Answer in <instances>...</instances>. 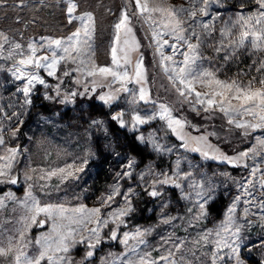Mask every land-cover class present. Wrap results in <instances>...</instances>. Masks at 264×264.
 Returning a JSON list of instances; mask_svg holds the SVG:
<instances>
[{
  "label": "rangeland",
  "instance_id": "374dc122",
  "mask_svg": "<svg viewBox=\"0 0 264 264\" xmlns=\"http://www.w3.org/2000/svg\"><path fill=\"white\" fill-rule=\"evenodd\" d=\"M131 1L128 0V6L132 4L133 11H137L149 35L147 41H151L150 48L156 69L149 66L146 55L142 52L143 42L131 17L135 13L133 11L131 16L128 15L132 34L127 38L134 37L139 47L130 52L131 64L127 67L134 75L136 62L142 59L146 77L143 87L149 93L148 102L138 99L141 85L129 82L126 85L129 91H121V84L114 83L111 77L87 76L74 70L79 61L73 63L69 60L61 62L55 77L48 76L44 69L39 70L48 87L37 84L29 96L31 104H27L23 92L19 90L25 81L16 80L11 71L20 57L14 55L12 59L0 58V132L5 141L4 145H0V156L7 155L9 148L18 150L10 170V175L16 178L17 183H9L8 177H0V187H6L0 193V201L4 203V207L0 209V246L7 248L8 237L13 238L12 250L6 256H0V264H15V257L20 250L28 256L38 253L39 248L35 241L42 236L52 235L55 238L52 232L53 221L47 220L41 214L36 223L29 222L25 238L20 240L19 230L22 224L19 221L26 214L21 202L27 199L29 191L42 206H62L68 210L66 216L83 219L84 223L79 224L69 223L66 219L55 221L68 226L74 232L77 243L68 253L60 254L68 257L71 264H112L113 261L116 264H125L130 257L139 259L130 252L133 246L140 254L148 253L149 261L154 259L159 264H164L160 257L167 255L169 250L175 253L173 259L180 261L183 257L185 264H213V260L215 264H237L231 249L217 250L215 230L226 220L229 207L239 195L240 203L234 215L236 224L232 227L234 230L236 225H241L239 239L236 240L240 264H264V208H261L264 189H260L257 182L256 187L249 185L252 195L245 196L240 187L248 179H252L250 171L253 166H258L264 172V150H260L258 144L259 140L264 139V129L248 130V134H245L244 129H237L229 124V117L218 108L204 111V106L195 103L194 93L187 99L180 96L177 91L179 85H174L169 80V74L161 66L152 35L154 30L160 29L161 21L166 19V15L159 12H146L141 15L136 7V0ZM73 2L77 4L74 16L87 12L94 18V55L91 56L89 66L94 61L98 67H111V48L116 35L114 26L121 19L122 13L127 12L124 1ZM147 2L150 8L159 6L186 10L179 15L186 21L184 28L190 31L195 26L200 35L202 43L199 51L203 58L197 63L201 68L212 72L220 81L236 80L241 85H246L255 80V87H260L258 81L264 79V69L261 68L264 51L245 46L235 54H230L228 37L221 36L226 25L233 24L238 16H253L260 11L255 0H218L210 5L207 16L197 11L195 19L189 17L188 12L202 6L199 0ZM198 22H206L211 27L205 31L199 27ZM79 27V20L69 23L66 0H3L0 6V32L9 38V43L4 45V56L8 55L15 43H19L22 46L21 51L27 53L30 43L44 45L46 40L42 38H64ZM232 31L235 32L236 29ZM120 36L118 55H122L119 48L123 46L126 38L123 31ZM163 39L169 40V44L174 42L170 36ZM192 42L196 43L195 37ZM222 42L226 50L217 52L216 49L221 47ZM177 49L183 52L186 46L179 43ZM163 51L165 55L173 54L167 45ZM179 52L174 56L176 62L183 60ZM37 55L50 56V53L41 50ZM66 70L70 75H63ZM195 91L204 94L210 93L212 89L197 83ZM74 92L75 96L72 95ZM133 93L137 95L135 103L132 102ZM106 95H112L115 99L106 103L100 99ZM37 98L57 109L54 113L43 111L41 107H37ZM91 100L95 103L92 106L87 104ZM160 104L170 108L173 117L185 122L183 135L188 142L187 149L183 146L185 141L173 133L167 122L159 119V116L133 127L134 114L150 116L159 111ZM60 109H71L70 115L65 111L60 113ZM120 113H123V127L118 120L113 119ZM109 120H113L126 131L136 133L139 144L149 149L153 159L143 165L127 149L121 150L119 136L111 129ZM190 121L195 126H191ZM200 137H205L206 140L198 144ZM197 147L207 151L209 157L205 158L201 151H192ZM253 150H256L254 157L251 156ZM244 151L250 152V158L245 161L248 167L233 166L220 159L211 158L221 153L235 157ZM3 163L4 161H0V164ZM129 164L132 165L131 168L128 167ZM80 168L83 170L77 171ZM59 169H65V172L61 173ZM103 170H108L109 178L97 191L93 184L97 180L95 174ZM53 171L57 174L49 177L48 173ZM68 172L73 174L68 176ZM259 176L258 172L257 178ZM165 177L169 178V183L158 182ZM177 183L180 187L175 186ZM117 188L119 194L108 201L107 197ZM153 190L158 192L155 197L150 195ZM197 193L203 195L198 196ZM9 196L15 199H7ZM219 198L224 199V204L218 214H213L210 205ZM146 202H149L146 216L142 221L136 222L134 214L138 213L141 203ZM200 203L204 204L203 215L199 208ZM127 207L131 211L120 220L112 222L113 213ZM78 208L85 209L86 213L100 209L99 218L101 221H109L107 226L103 223L98 225L95 217L89 221L86 213L83 216L74 213L73 209ZM245 208L249 209L247 217ZM43 218L44 228L39 225V220ZM166 219L169 220L168 223H164ZM92 228L99 229L101 239L92 249L93 256L87 258L89 249L86 238L92 237ZM113 231L117 233L116 239L111 238ZM137 232L144 235L132 239ZM207 233L212 235L206 243L202 237ZM125 234L129 236L127 245L122 243ZM80 240L85 242L80 243ZM29 241L25 247V243ZM196 241L199 243H195ZM177 243L183 244L179 252L173 247ZM42 264H47V261Z\"/></svg>",
  "mask_w": 264,
  "mask_h": 264
},
{
  "label": "snow or ice",
  "instance_id": "6c2138e0",
  "mask_svg": "<svg viewBox=\"0 0 264 264\" xmlns=\"http://www.w3.org/2000/svg\"><path fill=\"white\" fill-rule=\"evenodd\" d=\"M218 0H199L201 7L198 10H192L188 12L189 17L195 19L197 16V11L204 16L208 15V9L212 3H216ZM259 6L260 11L253 16H244L240 15L235 20L233 24L226 25V27L221 31V36L228 37V44L231 48L230 54H235V52L244 48L245 46L251 47L256 51H264V0H255ZM67 3V14L69 18V23L73 20L80 21V27L77 28L74 32L64 38L52 39V38H42L46 40V44L38 46L35 43H30L28 45V51L25 53L21 51L22 46L19 43H15L11 50H9L8 55L4 56V45L9 43V38L3 32H0V58L3 59H12L14 55H18L20 58L16 60L13 68L11 69L13 76L16 80H23L25 83L22 88L19 90L23 92L25 97V103L31 104L29 99L30 93L35 88L37 84L43 85L45 88L48 87L45 79L41 77L39 70L44 69L48 76L55 77L58 66L62 61H72L76 63L79 61L78 66L75 71L85 73L87 76H97L100 75L104 78L111 77L113 82H119L121 84V91H129L126 87L127 83L135 82L136 84L141 85L139 88V100L145 102L149 101V93L146 88L143 87V84L146 82L145 70L143 68V61L138 60L135 65V74H131L128 71V65L131 64L130 52L138 49L139 45L135 41L134 37L128 39L132 34V29L130 27V18L127 12L122 13L121 19L118 23L115 24V40L111 48V58L112 66L108 67H98L94 61H91L89 66V61L91 56L94 55L93 49V33L95 31L94 18L91 13H84L80 16H74L73 13L76 12L77 4L73 0H66ZM3 0H0V6H2ZM136 7L139 9L141 15L144 13L159 12L162 15H166V19L161 21V27L158 30H154L153 40L156 43V51L160 56L161 66L163 67L166 74H169L168 78L174 85H179L177 91L179 95L185 97L186 99L194 93L195 103L201 106H204V111H209L213 107L218 108L219 111L223 112L226 116L229 117L228 123L233 124L237 129H244L245 134H248V130L255 131L257 129H264V79H260L258 83L260 87H255L256 81H249L246 85H241L238 81L233 80L231 82L220 81L216 79L214 74L207 69L201 68L197 61L202 59L201 53L199 51L200 44L202 43L200 35L196 31V27L192 26L191 30L183 27V24L186 21L180 18V13L185 12L186 10L181 8L179 10L175 9H165L159 6L150 8L147 0H144L142 3L141 0H136ZM151 17L149 16L148 19ZM199 27L205 31L210 29V25L206 22H198ZM236 29L235 32L232 30ZM121 31L125 34V39L123 40V46L119 48V52L122 55H118L117 45L120 44ZM165 36H170L173 43L169 44V40L163 39ZM195 37L196 43L192 42V38ZM182 43L186 46V50L179 52L177 49V44ZM165 45L169 46L172 49V55H165L163 49ZM41 50L48 51L49 55H37ZM226 50L224 48L223 42L220 48H217L216 51ZM179 52V55L183 57L182 61H174V56ZM58 53H60L58 55ZM171 62V63H166ZM261 68L264 69V63L261 64ZM122 69V70H121ZM64 76L70 75L69 71H64ZM200 83L208 88H211L210 93H204L195 91V85ZM214 86V87H213ZM57 94H59L57 86ZM73 96L76 93H72ZM219 97V99H217ZM101 100L106 103L115 99L112 95L101 96ZM137 101V95L133 93L132 102ZM233 101H236L234 104ZM159 111L147 117H142L139 114H134L132 116L133 127L139 124L147 123L149 120L159 116V119L165 120L167 126L173 133H175L181 140L185 141L184 147L188 148V142L186 137L183 135V129L185 127V122L181 121L178 118L173 117L172 111L164 104H160ZM123 113H120L118 116L113 117L120 122L121 126H124ZM236 117H248L250 119H235ZM14 135V133H13ZM205 137H200L197 140L199 144L202 141H205ZM5 141L3 138L2 132H0V145H4ZM260 150H264V139L258 141ZM170 151V149H168ZM192 151H201V154L205 157H209L207 151H202L199 147L193 148ZM17 149H8V154L0 156V161H4L3 164H0V177H8V182L15 184L17 180L15 177L10 175V170L12 168L13 161L17 155ZM256 155V150H253L251 156ZM212 159H220L224 162H227L233 166H244L248 167L245 161L250 158V152L244 151L236 155L235 157H229L224 154L219 156H212ZM71 167V166H69ZM129 168L132 167L131 164L128 165ZM83 169H77V171H82ZM59 172H65V169H59ZM260 173V176L257 178V173ZM55 171L48 173V176L56 175ZM73 173L68 172L67 175L71 176ZM125 175H130V173H125ZM250 176L252 179H248L244 184H241L240 187L243 190L245 196H251L252 192L249 190V185L256 187L258 182L259 188L264 189V172H261V169L258 166H253L250 171ZM43 179V177H41ZM64 177H62L63 179ZM161 184L169 183V178L165 177L158 181ZM174 182V181H173ZM176 187H180L177 183ZM119 194L118 188L114 190L113 194H110L107 197L108 201L114 199V195ZM150 195L155 197L158 195V192L153 190L150 192ZM198 196H202L203 193H197ZM9 200L15 199L14 197H7ZM251 201H245V203H250ZM240 203V196L238 195L235 198V201L228 209V214L226 220L215 230V246L217 250H222L223 248L231 249V252L236 258L237 264H240L239 261V248L236 245V240L239 239L241 225H236L233 230V225L236 224L234 215L237 209V205ZM4 207L3 201H0V209ZM21 207L25 210V215L21 217L20 223L22 224L21 229L19 230L20 240H24V234L30 226L29 222L34 224L37 222V217L41 214L45 216L47 220H52V232L55 234V238L52 235L42 236L40 239L35 241V244L38 246V253L28 256L22 250L18 251V254L15 257V264H42L43 261H47V264H71V260L65 255H60L61 253H68L70 248L74 246L77 241L74 238V232L71 228L63 224H57L56 220H68L69 223H84L83 219H76L75 217L66 216L65 213L68 211L64 207H53L51 205L42 206L40 202L32 196L31 191L28 193L27 199L21 202ZM199 208L201 209V215H203L204 204L200 203ZM261 208H264V201L261 202ZM131 211L130 207L121 209L119 212L113 213V221L120 220L121 217L126 215ZM74 213H80L82 216L86 213V210L83 208L73 209ZM249 209L245 208L244 213L247 217ZM89 221L92 217H95V222L99 225L103 223L107 226V220H100V209H93L91 212L86 213ZM169 220H164V223H168ZM45 220L39 221L41 227L44 226ZM91 233L92 237L87 239V247L89 251L86 253L87 258L93 256V251L97 244L100 243V235L98 228H92ZM230 234V235H224ZM144 233L137 232L132 239H136L139 236H143ZM212 233L205 234L202 239L207 243L208 237ZM117 233L113 231L111 233V238L116 239ZM94 240V242H93ZM129 236L128 234L124 235L122 243L125 245L128 244ZM80 243H84V240H80ZM143 243L142 240L139 241ZM29 242L25 243V247L28 246ZM195 243H199L196 241ZM235 245V246H234ZM13 247V238L8 237V247L4 248L0 246V256H6ZM176 252H179L183 244L177 243L174 244ZM130 252L133 256H138L139 259H134L130 257L125 264H159L156 260L149 261L147 259L148 253L140 254L138 249L133 246L130 249ZM174 252L169 250L167 255L160 257V261H163L164 264H185V260L182 257L180 261L173 259ZM112 264H116L115 261ZM215 264V260H213Z\"/></svg>",
  "mask_w": 264,
  "mask_h": 264
},
{
  "label": "trees",
  "instance_id": "16d2710c",
  "mask_svg": "<svg viewBox=\"0 0 264 264\" xmlns=\"http://www.w3.org/2000/svg\"><path fill=\"white\" fill-rule=\"evenodd\" d=\"M123 1H124L125 6H126V9H127V14L129 16H131L132 13L135 12L134 15H132L131 17H133V20H134L135 25H136L137 30H138V34H139V36H140V38L142 39V42H143L142 52L145 53L146 59H147V62L149 64V66H151V67L153 66L152 68L156 69L155 58H154V55L152 53V49L150 48L151 47V44H150L151 41L150 42L147 41V39H149V35H148L147 31L145 30L144 25L142 24V20L140 19L139 14L137 13V11L136 10L133 11L134 7H132V4H131V6L129 5L130 6L129 7L128 6V0H123ZM129 1H131V0H129ZM131 3H133V2L131 1ZM154 72H156V70H154ZM92 103L95 104L92 100L91 101H87V104L90 105V106H92L91 105ZM37 107H41L43 109V111H45L47 113H54V111L57 109V108L56 109L52 108L50 103L44 102L43 100H39V99L37 100ZM70 110L71 109H67V110L60 109L59 112L63 113L65 111V112H67L69 114ZM109 122H110L109 125H110L111 129L115 130L117 135L119 136V140H120L119 148L121 150H126L127 149L128 153L131 156L137 158L140 161V163L143 164V165H146L148 162H150L153 159V155L149 151V149L147 147L139 144V142L137 140V134L136 133L129 132V131H126L125 129H122L121 127L117 126L116 123L113 120H109ZM189 123H190L191 126H195V123L193 121H190ZM95 177H96L97 180L93 184H95V187H97L95 190L98 191L99 189H101V186H103V184L109 178L108 177V170L98 171L95 174ZM5 190H6V187H0V193L4 192ZM148 203L149 202H146L145 204L141 203V205L139 206L138 213L134 214V218H135L136 222L142 221L143 218H145V216H146V207H147ZM223 204H224V199L219 198L217 201H215L214 203H212L210 205L211 212L213 214H218L219 210L221 209ZM41 220H44V218L40 219L39 221H41ZM43 228H44V226H43Z\"/></svg>",
  "mask_w": 264,
  "mask_h": 264
}]
</instances>
